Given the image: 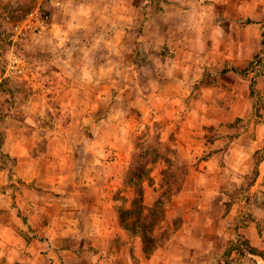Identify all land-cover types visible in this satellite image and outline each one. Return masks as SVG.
I'll list each match as a JSON object with an SVG mask.
<instances>
[{"label":"rangeland","instance_id":"rangeland-1","mask_svg":"<svg viewBox=\"0 0 264 264\" xmlns=\"http://www.w3.org/2000/svg\"><path fill=\"white\" fill-rule=\"evenodd\" d=\"M223 1L224 11L232 12V0ZM248 1L261 15L264 0ZM194 2L0 0V173L7 171L0 194L11 188L14 196L19 184L15 158L5 151L13 139L29 140L23 123L45 129L34 133L37 153L58 131L59 138L85 147L78 156L110 163L106 169L93 165L99 182L104 173H118L113 164L120 161L122 170L127 167L122 176H133L113 197L134 234L117 235L98 264H140V246L143 258L161 249L169 264H264L263 255L249 254L245 246L264 253V84L244 82L242 69L220 72L217 83L206 73L194 84L178 83L169 51L161 53L165 67L144 65L154 59L155 40L165 37L161 31L153 36L161 20L152 17L189 10ZM205 11L206 35L186 37L176 59L187 49L210 59L216 56L208 52L227 42L229 19L213 20ZM173 14L168 22L178 27L182 20ZM262 19L253 20L243 37L232 24L235 41L260 49L251 60L256 76L264 72ZM212 28L217 32L210 34ZM245 92L248 113L241 99L235 101ZM214 102L216 109L209 107ZM233 140L238 142L227 151ZM216 190V197L205 194ZM207 205L209 213L201 212ZM11 207L9 219L28 220L15 201ZM207 214L210 225L201 228ZM19 246L12 245L14 252L0 246V264H45L39 243L27 242V251Z\"/></svg>","mask_w":264,"mask_h":264},{"label":"crops","instance_id":"crops-1","mask_svg":"<svg viewBox=\"0 0 264 264\" xmlns=\"http://www.w3.org/2000/svg\"><path fill=\"white\" fill-rule=\"evenodd\" d=\"M248 3V0H232V5H230L232 12H229L224 11L223 0H195L194 6H191L189 10L182 9L177 10L175 14L172 13L173 17L182 20L179 21L178 27L170 26L168 21L171 20V13L155 14L152 17L153 22H156V18L161 22L159 25L155 23L153 36L157 39V33L161 31L165 37L162 42L155 40V49L151 54L155 60L148 59L144 65L165 67L166 58L161 53L169 51L174 55L172 77L178 83L190 84H194L205 73L211 79L214 78L217 83L220 72L227 70V73L236 75L234 74L237 73L236 69H248L251 60L260 49L251 44L252 50H249L250 43L243 38L242 42L241 40L235 41L236 30L232 27V24H236L239 29L237 35L243 37L246 27L255 23L253 20L257 17L264 18V7L261 15L257 16L256 6L250 8ZM197 5L201 8L198 15L193 13V8ZM206 9L210 10L212 15L208 17L213 20L217 16L229 19L224 33L227 42L223 46L215 45L208 52L216 57L204 59L203 51L187 49L183 57L176 59V54L180 52L179 45H187L186 37L206 35L207 29L202 23ZM122 14L123 17H127V11L124 10ZM194 18L195 22L192 21ZM216 32L217 30L212 28L210 34ZM256 70L252 66L246 71L247 74L242 77V80L248 84L251 82L263 85L264 72L256 76ZM213 90L221 94L223 91L217 86ZM238 99L243 101V108L246 112H250L248 94L245 92L235 101ZM216 106L217 102H214L209 107L216 109ZM232 106L234 108L235 105ZM32 125L34 128L26 123L20 124L19 126L24 127L23 130L29 134L26 136L29 140L13 139L9 142L11 147L8 146L5 151L6 154L15 158L16 166L13 177L19 184L17 183L18 187L13 193L14 196L11 195V188L0 194V246L4 249L3 252H14L13 244L17 243L26 248L25 244L33 241L40 244L37 254L44 258L45 264H98L97 261L108 252L117 235L125 238L128 236L120 222L118 201L113 197L115 192L128 186L127 178L122 176L126 174L127 167L122 170L120 161L115 162L113 165L119 164L117 165L119 172L104 173L102 182H99L96 171L92 170L93 165H101L103 169H106V164L110 163L106 160L90 162L87 156H78L77 151L79 149L81 151L82 148L85 150V147L80 143L59 138L58 131H55L53 140L47 143L45 141V148L42 152L37 153L34 133L41 132L42 134L45 129L42 125L34 123ZM235 142L238 141L233 140L227 147V151H231ZM3 178L7 182V171L0 173V184H4ZM205 194L216 197L221 193L216 190ZM13 201L21 208L22 215L28 217L26 222L9 219L10 213L12 214L15 209L11 207ZM217 205L222 204L217 201ZM208 209L210 206L207 205L200 211L209 213L211 209ZM4 211L8 216L5 219L3 218ZM209 225L210 217L207 214L200 226L205 228ZM200 239L199 241L205 242L204 237L201 236ZM136 256L141 260L140 264L170 263L166 253L161 257V249L156 250L149 258H143L140 246L137 248Z\"/></svg>","mask_w":264,"mask_h":264},{"label":"trees","instance_id":"trees-1","mask_svg":"<svg viewBox=\"0 0 264 264\" xmlns=\"http://www.w3.org/2000/svg\"><path fill=\"white\" fill-rule=\"evenodd\" d=\"M262 44H263V46H264V41L262 42ZM252 66H254V62H253V61L250 63V67H249V69H251ZM247 70H248V69H246V70H242V72L245 73ZM131 176H133V175H130L129 179H127V184H131V181H130ZM140 179H141V177L138 176V177H136L134 180L140 182V181H139ZM140 189H141V188H140ZM140 191H141V190H140ZM176 191H177V190H176ZM138 196H139V198H141V197H142V194L139 193ZM157 204H159V203H157ZM137 212H139L138 209H137ZM120 222H121V225H122V227H123L124 230L129 231V232H130V231L132 232V230H133V229H132V225L127 226L126 223H125V220L123 219V216H120ZM136 228H137V227H136ZM130 229H131V230H130ZM132 234H134V232H132ZM144 238H145V237H143V239H144ZM245 246H246L247 251H248L249 254H252V255H263V259H264V253H263V252H261V251L257 250L256 248L250 246L248 242L245 243Z\"/></svg>","mask_w":264,"mask_h":264}]
</instances>
